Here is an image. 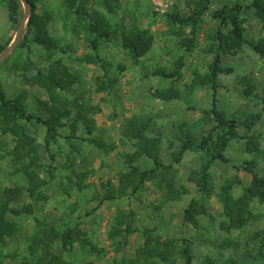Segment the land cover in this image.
<instances>
[{
  "label": "rangeland",
  "instance_id": "obj_1",
  "mask_svg": "<svg viewBox=\"0 0 264 264\" xmlns=\"http://www.w3.org/2000/svg\"><path fill=\"white\" fill-rule=\"evenodd\" d=\"M87 1L89 10L103 16L111 32L109 40L99 41L97 52L90 46L93 35L87 15L67 9L61 0H37V11L49 14L48 34L58 48L47 51L33 43L18 46L19 39L0 61V89L8 95L24 90L28 110L44 116L52 98L45 88L25 82L24 76L30 78L37 67L54 68L63 77L69 74L75 78L68 91L60 92L57 104L69 113L61 120L65 125L59 128L48 151L42 125L13 122L10 126L14 124L15 131L7 133L0 127V199L3 188L20 186L22 193L11 206L31 210L9 215L19 224V231L0 245V264H19L24 256L34 264L37 257H50L47 254L58 256V264H163L159 258L137 260L135 252L140 247L158 248L168 239H174L177 262V251L186 244L191 248L193 264H202L206 257L212 264H264V235L253 238L256 231L264 230V204L252 200L249 221L227 227L229 221L219 197L227 182L249 183L251 174L245 170L249 161L264 179V60L244 44L234 54L223 56V72L216 78L215 89L211 83H198L212 61V54L205 50L213 43L210 34L216 23L210 18L212 10L223 3L248 0H211L195 32L194 46L186 51L179 42L191 36L192 26H179L169 15H188V0ZM23 14L21 0H0V47L8 41L4 49L12 44ZM243 17L248 38L264 36V22L250 11L243 12ZM134 27L147 28L154 38L151 49L140 58H134L121 45V33ZM158 70L177 75L164 77L156 73ZM241 78L254 86L249 97L243 95L246 85ZM171 87L177 89V99L163 101L154 96L156 91ZM213 101L226 117L237 120L239 136L232 138L224 151L229 162L212 163L209 196L187 178L190 170L200 165L203 153L199 149L186 151L171 170L157 169L133 191L138 179L128 175L126 155L134 152L137 143L123 133L128 119L143 121L148 136L159 138L160 158L165 166L180 144L179 126L187 124L199 139L214 125L213 121L194 125ZM82 106L85 108L81 111L94 123L91 134L86 129V119L77 114ZM252 115L258 117L247 134L259 135L261 153L247 152L246 139L240 137L245 133L242 122ZM21 126L33 139L45 167L39 176L46 184L36 188L48 196L45 201L29 195L21 163L10 154ZM72 127H76L75 131ZM135 165L154 168L147 157ZM169 181L180 192L179 199L168 197ZM108 190L115 197L103 201ZM241 191L242 185L234 183L229 194L237 198ZM191 199L207 211L188 223L183 220V211ZM67 228L77 231V235L63 247L60 236ZM123 228L130 232L124 233ZM34 238L42 241L35 244L31 255L28 248ZM46 262L43 259L40 264Z\"/></svg>",
  "mask_w": 264,
  "mask_h": 264
},
{
  "label": "trees",
  "instance_id": "obj_2",
  "mask_svg": "<svg viewBox=\"0 0 264 264\" xmlns=\"http://www.w3.org/2000/svg\"><path fill=\"white\" fill-rule=\"evenodd\" d=\"M18 1V0H16ZM30 6V15L25 24V29L22 32L18 46H28L29 43H33L37 46L44 48L47 51H51L58 48V44L48 34L47 23L50 20L48 12L44 11L39 13L37 11V0H27ZM64 6L72 10L76 14L87 15L88 27L93 35L90 39V46L97 52L98 44L101 39L109 40L111 32L108 30V24L103 16H96L94 11L89 10L87 0H61ZM211 0H188V8L190 13L186 16L181 15H169L170 19L174 23H178L179 26H192L191 36L181 38L179 45L181 48L191 50L194 46L195 32L201 21H203L204 14L209 10ZM250 11L254 17L264 22V0H248V3L244 1H235L227 4L223 3L218 8L212 10L210 18L216 23L214 31L210 34V38L213 41L207 52L212 54V61L209 65L207 74L198 81L199 84L211 83V87L215 89L217 87L216 78L219 73L223 72L221 66L222 58L225 54H234L244 44L248 45L258 56L264 60V36L260 39L254 40L248 38L245 33V18L243 12ZM16 21V20H15ZM184 32H180V35ZM0 47V52L8 45ZM154 38L147 28L134 27L129 30H124L121 33V45L123 48L129 50L134 58H140L144 56L153 46ZM98 57V54H96ZM54 68H35L33 75L28 78L24 76L25 82H31L33 85L45 88L51 98L52 105L45 108L46 115L38 112L28 110L26 103V94L22 90L16 95H8L5 91L0 89V127L2 132H13L15 128L13 125H17L19 121L28 123H38L45 128L44 146L48 151L50 144L56 141L59 135V128L65 124L61 120L66 117L69 111L63 112L57 102L60 97V92H66L73 84L75 78L72 75L67 74L65 77L57 74ZM156 73L161 74L164 77L172 78L177 75V72L165 73L163 70H158ZM244 80V81H243ZM241 83L245 84L243 95L249 97L252 95L253 84H250L244 78H241ZM194 83H197L194 80ZM154 96L163 101H171L179 97V93L175 88H169L167 90H158L154 93ZM77 111L80 119H86V129L89 134L93 133L94 123L92 119H87L86 112ZM257 115H252L249 119L242 122L245 128V133L240 136L245 141V150L250 153H261L262 148L260 146L259 135L247 134L255 125ZM210 121L214 122V125L205 134H202L198 139L194 132L187 126V124L179 126V134L181 135L180 144L178 148L171 153V162L164 166L160 158L159 152V138L155 136H148L147 124L136 118L128 119L127 126H125L124 135L136 139V149L133 153L126 155V162L128 163V175L137 178L138 182L133 187V191L136 190L141 184L147 181L153 174L164 167L165 169L172 168L173 164H179L186 151L189 150H202L203 157L200 165L197 169L190 170L188 174V180L196 183L198 190L204 195L209 196L211 192L210 180L211 173L210 167L214 161L229 162V158L225 155L224 151L229 141L239 136L238 122L235 118H228L222 111L216 108L214 101L209 109L202 111V116L196 121L194 125L206 124ZM14 124L10 126L12 123ZM76 127H72V131H75ZM85 140V138H83ZM93 143V140H90ZM10 154L17 160L20 165V170L26 178L28 183L27 191L34 200L45 201L48 196L43 194L36 188H41L46 184L45 180H41L39 173L41 169H45L40 161V153L34 144L33 139L21 126L18 130V136L16 144L11 149ZM49 157L53 159L52 154ZM142 157L150 158L154 164V168L141 169L135 163ZM253 162L249 161L247 170L251 174V178L248 184H242L239 180H232L227 182L221 188L220 201L222 204V211L224 216L228 219L229 224L227 227L242 225L249 221L251 214V202L257 199L260 203L264 204V179L259 177L254 168L251 166ZM48 172L52 176V172L47 168ZM132 180V179H131ZM109 183V182H108ZM234 183L242 185L241 194L234 198L229 194V190ZM79 187L83 185L78 184ZM38 188V189H39ZM168 197L172 199H179L180 192L174 188L173 183L169 181L167 183ZM22 193L20 186L5 187L2 190L0 199V245L10 237H13L19 231V224L10 219L9 215H20L22 213H30L29 208L11 206ZM114 192L108 190L102 197V200H109L114 198ZM207 210L204 205L199 204L196 199H191L188 206L183 211L184 222L193 223L195 217L199 214L205 213ZM129 226V224H128ZM122 232V230H120ZM123 232L128 234L129 228H123ZM125 234V235H126ZM77 235V231L72 228L65 229L60 239L62 246L66 247L71 240ZM264 235V230L256 231L253 238ZM38 241H42L40 238H34L29 245V251L31 255L34 254L35 244ZM186 243V240H183ZM158 248L148 249L140 247L136 250L135 255L138 260L141 258H159L163 264H193V254L191 248L186 244L182 245L178 249L177 254L180 262H177L175 255L174 239H168L159 243ZM264 247V242L261 244ZM48 258L37 257L34 264H40L43 259H46L44 264H58L60 258L51 254H47ZM177 257V258H178ZM34 262V261H33ZM19 264H31L27 256H24ZM133 264V261H130ZM202 264H212L210 257H206Z\"/></svg>",
  "mask_w": 264,
  "mask_h": 264
},
{
  "label": "water",
  "instance_id": "obj_3",
  "mask_svg": "<svg viewBox=\"0 0 264 264\" xmlns=\"http://www.w3.org/2000/svg\"><path fill=\"white\" fill-rule=\"evenodd\" d=\"M21 2L23 3L24 5V14H23V17L19 23V26L16 30V33H15V37L13 39V42L10 46H8L6 49H4L1 53H0V61L10 52L11 49L14 48V46L16 45V43L19 41L21 35H22V32H23V28H24V24L27 20V18L29 17L30 15V6L28 4V1L27 0H21Z\"/></svg>",
  "mask_w": 264,
  "mask_h": 264
}]
</instances>
